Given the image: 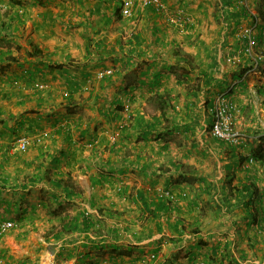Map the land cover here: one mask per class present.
<instances>
[{"label":"crops","instance_id":"0c3cea01","mask_svg":"<svg viewBox=\"0 0 264 264\" xmlns=\"http://www.w3.org/2000/svg\"><path fill=\"white\" fill-rule=\"evenodd\" d=\"M163 2L0 0V264H264V58L235 0Z\"/></svg>","mask_w":264,"mask_h":264},{"label":"built area","instance_id":"2783aa9c","mask_svg":"<svg viewBox=\"0 0 264 264\" xmlns=\"http://www.w3.org/2000/svg\"><path fill=\"white\" fill-rule=\"evenodd\" d=\"M242 6L248 10V12L252 13V9L249 6V0H239ZM121 6V12L124 16H131L134 8L137 5L141 6H152L158 11H166L167 6L163 2V0H119ZM255 15V14H254ZM169 21L172 24L184 26L185 24L190 22V19L184 18L179 13H170ZM263 26V25H261ZM264 30V26H263ZM241 37L246 40L245 53L248 56L254 54L253 49L254 45L257 43L256 36L250 29L243 30ZM255 56L258 58H264V52L255 53ZM108 73H111V70H105L100 75L104 76ZM236 103L230 95V90L221 94L217 97L213 107H212V134L216 138L225 141L231 145L239 146L244 143L245 135L240 127L236 124ZM27 142L25 140H20V147L25 149ZM165 195L172 196L171 191H165ZM14 223L11 221H7L2 223L1 231L5 232L9 228L13 227ZM194 264H205V262L198 261Z\"/></svg>","mask_w":264,"mask_h":264},{"label":"rangeland","instance_id":"374dc122","mask_svg":"<svg viewBox=\"0 0 264 264\" xmlns=\"http://www.w3.org/2000/svg\"><path fill=\"white\" fill-rule=\"evenodd\" d=\"M235 3L237 5H235L234 8H237V10L234 9L235 10L234 11L235 13L233 15L234 17L232 16V19L234 20V23L232 24V30H233V32H234V30H236L240 37H241L243 30H246L247 28L252 30V32L256 36V41H257V43L254 45V49H253L254 54L252 55V57H253V56H255V53H258V51H257L258 46L264 47V30H263V26H264V0H249L248 4L252 9V13L251 12L248 13L243 8V6L241 5L239 0H235ZM236 18H239L238 24H236V21H235V20H237ZM261 25H263V26H261ZM245 47H246V42H245L244 48ZM249 57H251V56H249Z\"/></svg>","mask_w":264,"mask_h":264},{"label":"trees","instance_id":"16d2710c","mask_svg":"<svg viewBox=\"0 0 264 264\" xmlns=\"http://www.w3.org/2000/svg\"><path fill=\"white\" fill-rule=\"evenodd\" d=\"M244 8V6H243ZM247 12L248 10L246 8H244ZM249 13V12H248ZM257 157L262 161V163L264 164V148H260Z\"/></svg>","mask_w":264,"mask_h":264}]
</instances>
